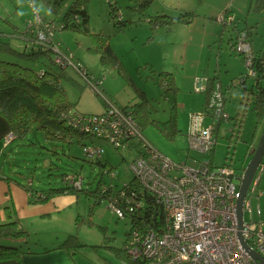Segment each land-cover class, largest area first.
I'll list each match as a JSON object with an SVG mask.
<instances>
[{"label":"rangeland","instance_id":"1","mask_svg":"<svg viewBox=\"0 0 264 264\" xmlns=\"http://www.w3.org/2000/svg\"><path fill=\"white\" fill-rule=\"evenodd\" d=\"M114 2L122 18L132 20V23L119 27L118 19L112 12L111 3ZM132 2L87 0L90 31L71 28L57 31L62 45L88 68L91 76L102 83L101 87L98 86L100 94L94 88L97 85L95 80L91 83L73 66L68 67L67 71L78 80V83L64 81L69 99L76 103L75 109L87 114L101 113L106 109L102 98L105 92L113 102L139 104L141 97L135 84L146 91L152 105V111L140 119L145 135L155 148L177 162L185 160L197 165L199 161L212 159L216 164L231 163L238 173H242L259 143L264 116L256 115L251 99L254 95L248 89L244 90L241 82L249 73V67L243 61L242 53L235 52L233 43L238 31L236 29L237 33H234V23L224 28L217 15L230 7L236 27L239 30L244 27L252 30L254 54L264 55V9L256 8V0H156L147 10L151 15L162 12L177 15L184 10H191L194 15L190 21L176 22L170 29L160 27L152 32L147 17L128 7ZM159 2L178 9L157 11ZM37 13L46 18L54 16L45 0H0V25L5 31L26 27ZM95 33L106 35L126 71L121 72L117 66L102 60L100 51L96 49ZM0 57L35 66V62L20 60L6 53L0 52ZM161 70L172 71L178 86L179 131L174 137L166 136L150 122V119L165 120L170 114L169 103L162 96L159 84L158 73ZM197 73L217 76L216 81L221 84L227 97L224 110L230 117L221 121L215 133L217 139L212 152L193 148L189 141L191 114L204 110L207 100L206 92L195 91L193 87L191 77ZM254 81L252 75L247 79L250 85ZM213 120L214 117L207 114L204 124ZM95 139L103 148L101 158L107 160L117 173L113 177L111 172L106 173L104 179L120 185L131 180L134 173L130 162L136 151L116 148L106 139ZM52 143L39 131L35 134L31 132L25 140H14L4 149L6 171L20 181H26V176H29L34 186L43 189L64 184V173L80 172L84 176V186L95 188L102 176L101 165L95 160L93 163V157H86L79 143H64L58 146V153L52 150ZM0 146L2 148V144ZM234 182L239 183V180L234 179ZM256 191L260 192L259 196ZM252 216L264 218V156L246 195L245 218ZM33 227L30 226L32 232L27 236L29 244L24 246L40 250L46 245L57 246L71 234L78 239L73 238L68 250L70 264H125L124 243L130 221L118 217L107 200L94 204L91 198L82 195L71 207L54 212L42 224Z\"/></svg>","mask_w":264,"mask_h":264},{"label":"built area","instance_id":"2","mask_svg":"<svg viewBox=\"0 0 264 264\" xmlns=\"http://www.w3.org/2000/svg\"><path fill=\"white\" fill-rule=\"evenodd\" d=\"M116 18H122L120 11H117ZM217 19L223 24L235 20L234 14L227 10L221 11ZM60 25V22L37 13L35 19L27 23L26 31L34 36L36 42L47 43L54 39ZM233 45L235 52L242 53L243 61L249 67L248 76H255L254 52L248 29L238 30ZM54 46L59 50V43ZM55 60L75 68L83 66L80 61H74L71 51L58 52ZM209 80L207 74L194 76L195 91H208V97L204 110L191 114L192 124L188 133L190 146L203 151L214 149L217 123L230 117L224 110L226 95L221 84L216 81L208 90ZM95 81L97 85L93 84L94 88L99 89L101 80ZM207 114L214 120L204 124ZM70 118L74 125L108 140L116 148H128L131 142L138 143L133 145L136 155L130 162V168L142 188L156 195L163 216L156 226L144 228L136 225L132 228L124 243L125 264H260L245 248L242 239L264 258V218H245L246 198L244 220L239 227L238 199L244 171L238 173L231 163L199 161L194 165L185 160L177 162L170 159L154 147L131 112H126L108 98L103 113L74 111ZM15 139L16 133L8 129L1 138L2 148H7ZM83 151L89 157H98L102 155L103 148L88 142L83 145ZM112 174L117 173L113 171ZM66 178L81 186L84 176L69 173ZM256 193L260 195V192ZM107 201L118 217H126L119 199ZM129 201L127 198L126 204ZM139 205L141 202L137 201L129 206L132 209Z\"/></svg>","mask_w":264,"mask_h":264},{"label":"trees","instance_id":"3","mask_svg":"<svg viewBox=\"0 0 264 264\" xmlns=\"http://www.w3.org/2000/svg\"><path fill=\"white\" fill-rule=\"evenodd\" d=\"M45 1L50 10L54 13L52 19L61 24L57 31L66 28L84 32L90 31L87 0ZM154 1L155 0H133L128 6L134 12L147 17L152 32L160 27H167L170 29L176 22L190 21L194 15L191 10H184L177 15L168 12L151 15L147 10ZM111 6L113 16H116L119 10L118 5L114 2L111 3ZM256 8L264 9V0H256ZM225 10L229 11V8L227 7ZM132 22V20L128 21L123 18L118 19L120 28ZM21 34L31 41V43L18 47L12 42V38L14 39V37H16L15 30L8 32L0 29V52L12 55L20 60L35 62V66H31L30 64L19 62V60L14 61L0 57V115L7 120L9 129L16 133V139L24 140L31 132L34 134L37 131L41 132L46 140L53 142L52 150L55 153H58V146H63L64 143L70 145L74 142L79 143L82 149L83 145L88 142L96 143V136L94 134L74 125L70 118L71 113L79 110L75 109L76 103L69 99L64 81L70 80L73 83H78V80L67 71V68L72 65L66 62L59 63L55 60L58 52L61 51V53H64L69 51L57 38V32L54 39L47 41V43L36 42L34 36L26 30ZM94 38L96 49L100 51L102 60L117 66L121 72L126 71L123 61L111 46L106 35L95 33ZM55 43H59V50L54 46ZM74 61L78 62L79 60L74 58ZM253 67L256 70V75L254 76L255 81L253 82L256 87L254 88L252 85H247L246 79L249 77L248 73L243 78V87L244 90L248 89L250 93L254 95L252 107L258 117H263V54H254ZM75 69L91 83L97 79V77L91 76V72L85 65L76 67ZM158 76L162 96L169 103L170 114L165 120L150 119V122L156 125L166 136L174 137L179 131L177 127L178 86L172 71L161 70ZM212 83L213 81L209 82V88H211ZM134 87L141 97V102L139 104L123 105L115 103L126 112H131L142 127L140 117H146V115L152 111V105L150 104L146 91L138 88L135 84ZM95 90L100 93L99 89L95 88ZM102 98L106 105L107 98L110 100L111 96L105 92ZM103 112L104 111L101 113ZM81 113L87 114L85 112ZM220 124L221 121L217 123L216 131H218ZM132 143L133 142L128 146L129 149H133V145L138 144L137 142L135 144ZM85 156L89 157L86 154ZM101 157L102 155L93 158L89 157V159L92 158L91 160L93 163L95 160L101 165L102 176L95 188H92V186H84V179L82 185L77 186L66 178V174L69 173H64L63 180L65 181L62 185H50L48 188L43 189L36 186L34 187L30 184H23L29 192V201L33 203L45 202L54 196L62 194H74L76 196V201H78L80 196L86 195L93 200L94 204L103 200L117 198L119 199L118 202L120 205L125 208L127 214L125 218L130 221V228L127 230L126 236L136 225L144 228L156 226L163 216L156 195L142 188L140 181L137 180L135 175L131 180L125 181L121 185L112 180H105L103 176L106 173L111 172L112 177L117 174H112L114 169L113 166L107 160L104 161ZM127 198L130 200L128 204H126ZM137 201H140L141 205L131 209L129 205L135 204ZM18 224L19 220L17 218L0 222V260L17 257L25 251L20 245L6 241L7 238L28 239L27 236L29 233ZM73 238L76 240L78 239L77 236L70 234L63 242L59 243L58 247L70 249ZM49 249L50 248L45 247L41 249V251H47ZM36 251H40V249L29 248L27 250V252Z\"/></svg>","mask_w":264,"mask_h":264},{"label":"crops","instance_id":"4","mask_svg":"<svg viewBox=\"0 0 264 264\" xmlns=\"http://www.w3.org/2000/svg\"><path fill=\"white\" fill-rule=\"evenodd\" d=\"M32 4L34 5V1H32ZM228 8H229V13L233 14L231 8L230 7ZM161 9L177 10L178 8L169 7L162 2H159L157 6V11ZM231 24H233L232 27L235 29L234 33L236 34L237 31L239 30V27H236L237 25H235V20L223 24V27L228 28L229 27L228 25ZM26 27L24 28L17 27L18 30H15L16 37H14L13 39L14 41L12 40V42L13 43L16 42L15 45L18 47H22L28 43H31V41H29L26 37H24L21 34L23 31L26 30ZM246 28L249 31L250 40L252 43V30H250L249 27ZM0 29L6 30L5 28L1 27V25H0ZM194 75H192L191 80L194 79ZM208 76L210 79L209 82L213 81L211 85L212 88L214 83L216 82L217 76L215 75L213 76L208 75ZM247 85L249 86L250 84L247 82ZM253 86L254 88L256 87L254 83L252 84V87ZM211 88H209L208 90H210ZM206 93L208 97V91ZM251 99H253L252 96ZM8 129H9V125L7 120L0 115V145H1V138ZM4 151H5L4 149L2 150V148H0V222L6 221L8 219L17 218L19 220L18 225L23 229H25L30 234L32 232L30 226L32 227L34 226L33 228H36L37 226L42 224L43 221H45L47 218L51 217L54 212H58L59 210L64 209L66 207H71L76 202V196L74 194L57 195L45 202H38V203L30 202L29 192L26 190L23 184H30L34 186L33 179L29 176H26L27 178L26 181H20V179L15 177V175L8 173V171H6V165L3 155ZM210 161L213 162L212 159ZM6 241H10L12 242V244H19L20 246L22 245L23 247L21 248L24 249L25 251L17 257L1 259L0 264H70L71 263V257L68 252L69 249L66 247H58L59 244L57 246L55 245L52 247L46 245L45 247L50 248L47 251L40 250L36 252H27L29 248L31 249L33 248L29 245L24 246V244H29V241H27V239L7 238Z\"/></svg>","mask_w":264,"mask_h":264},{"label":"water","instance_id":"5","mask_svg":"<svg viewBox=\"0 0 264 264\" xmlns=\"http://www.w3.org/2000/svg\"><path fill=\"white\" fill-rule=\"evenodd\" d=\"M264 156V129L262 132V135L260 137L259 143L256 146L255 151L253 152L252 157L246 164L244 168V173L241 181V186H240V192L241 195L238 199V219H239V227H242V223L244 220V207H245V198L248 189L250 188L256 172L262 163V159ZM241 236V232H240ZM243 244L245 248L250 252L251 256L259 261L260 264H264V258L254 249H252L243 239Z\"/></svg>","mask_w":264,"mask_h":264},{"label":"bare ground","instance_id":"6","mask_svg":"<svg viewBox=\"0 0 264 264\" xmlns=\"http://www.w3.org/2000/svg\"><path fill=\"white\" fill-rule=\"evenodd\" d=\"M223 88V87H222ZM127 215V214H126Z\"/></svg>","mask_w":264,"mask_h":264}]
</instances>
